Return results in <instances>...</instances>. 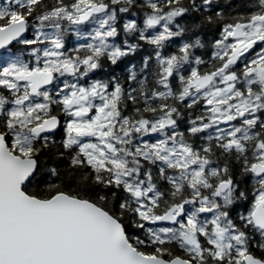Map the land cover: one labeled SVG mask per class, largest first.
Segmentation results:
<instances>
[{"label":"snow or ice","instance_id":"1","mask_svg":"<svg viewBox=\"0 0 264 264\" xmlns=\"http://www.w3.org/2000/svg\"><path fill=\"white\" fill-rule=\"evenodd\" d=\"M255 5L0 0V264H264Z\"/></svg>","mask_w":264,"mask_h":264},{"label":"trees","instance_id":"2","mask_svg":"<svg viewBox=\"0 0 264 264\" xmlns=\"http://www.w3.org/2000/svg\"><path fill=\"white\" fill-rule=\"evenodd\" d=\"M231 2L233 4H238V3H243L245 2V0H231ZM220 6L224 8V11L226 13L232 12L234 13L235 11L239 10V9H229L228 4H229V0H219ZM248 6L250 8H255V0H248ZM137 12H140V10L138 9ZM203 31L206 33L207 37L209 40L213 39V38H219V26H207L203 29ZM203 51V50H202ZM211 55V51L208 50L207 56L205 57L207 59L208 56ZM103 74L101 73V76ZM137 234H139L141 237H143V232H138ZM254 252H256V254H259V252L257 250L254 249Z\"/></svg>","mask_w":264,"mask_h":264},{"label":"rangeland","instance_id":"3","mask_svg":"<svg viewBox=\"0 0 264 264\" xmlns=\"http://www.w3.org/2000/svg\"><path fill=\"white\" fill-rule=\"evenodd\" d=\"M3 2L6 3V0H3ZM75 43H77V40H76V38L73 36V37H72V44L74 45ZM17 47H19V46H17Z\"/></svg>","mask_w":264,"mask_h":264},{"label":"flooded vegetation","instance_id":"4","mask_svg":"<svg viewBox=\"0 0 264 264\" xmlns=\"http://www.w3.org/2000/svg\"><path fill=\"white\" fill-rule=\"evenodd\" d=\"M1 51H3V50H1Z\"/></svg>","mask_w":264,"mask_h":264},{"label":"water","instance_id":"5","mask_svg":"<svg viewBox=\"0 0 264 264\" xmlns=\"http://www.w3.org/2000/svg\"><path fill=\"white\" fill-rule=\"evenodd\" d=\"M1 51V50H0Z\"/></svg>","mask_w":264,"mask_h":264}]
</instances>
